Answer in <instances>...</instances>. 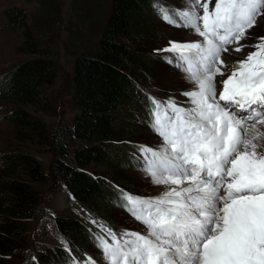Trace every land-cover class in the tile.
<instances>
[{
    "label": "trees",
    "instance_id": "16d2710c",
    "mask_svg": "<svg viewBox=\"0 0 264 264\" xmlns=\"http://www.w3.org/2000/svg\"><path fill=\"white\" fill-rule=\"evenodd\" d=\"M39 2L36 11L13 6L4 12L8 27L20 35L17 52L27 57L1 75L0 99L14 104L4 116L15 127L17 140L42 152L51 150L53 165L45 171L30 153L0 154L8 170L20 174H0V264H12L17 253L27 254L25 264H76L92 249L102 253L95 228L81 216L46 210L45 195L30 182L65 185L78 204L115 227L110 209L127 211L123 194L134 193L129 170L144 168L140 146L147 142L136 123L153 119L152 99L166 98L156 85V63L165 60L157 51L147 54L136 48L145 40L170 37L166 24L171 25L162 22L157 1L77 0L69 80L74 111L69 120L61 115L62 121L49 128L42 116L56 111L51 96L58 77L57 52L43 44L55 35L57 6L51 0ZM34 218L42 220L29 234ZM52 234L64 243L37 246ZM28 239L32 248H27Z\"/></svg>",
    "mask_w": 264,
    "mask_h": 264
},
{
    "label": "snow or ice",
    "instance_id": "6c2138e0",
    "mask_svg": "<svg viewBox=\"0 0 264 264\" xmlns=\"http://www.w3.org/2000/svg\"><path fill=\"white\" fill-rule=\"evenodd\" d=\"M154 7L166 22L203 37L165 49L178 54L193 90L182 93L187 107L152 99L150 126L162 143L140 151L144 171L162 187L147 198L123 194L146 234L117 239L109 230L113 243L98 237L97 246L105 264H264V38L231 64L226 79L218 66L225 46L241 51L245 30L264 16V0H216L211 12L207 0H189L188 10L173 13L182 23Z\"/></svg>",
    "mask_w": 264,
    "mask_h": 264
},
{
    "label": "rangeland",
    "instance_id": "374dc122",
    "mask_svg": "<svg viewBox=\"0 0 264 264\" xmlns=\"http://www.w3.org/2000/svg\"><path fill=\"white\" fill-rule=\"evenodd\" d=\"M57 6V12L55 15L56 30L55 35L51 42H46L43 45L51 51H56L57 56L55 60L57 63L58 77L55 80L52 88L51 98L54 101L56 111L53 115L45 114L42 119L45 121L49 128L54 127L57 123L63 119L69 120L73 113V106L70 103V77L73 70V62L75 55V46L73 43V34L71 30H74V23H76V2L77 0H51ZM157 6L161 5L167 10L172 9V18L177 23H182L178 16L173 15L177 10H188L189 0H156ZM201 3L206 0H200ZM209 3V11L214 10L216 0H207ZM19 6L24 8L26 11H36L40 7L39 0H0V76L11 70L19 60H23L27 55H22L16 50V46L20 43V35L17 32H13L7 25L4 12L7 8ZM200 15L203 14L202 8L199 9ZM163 23H168L164 19ZM202 25V21L200 22ZM170 24V23H169ZM171 27L166 24V29L170 35L168 38H164L163 35L154 40H145L144 44L136 43L137 50H144L147 54L157 51V54L162 55L165 62H157L156 67L159 71L158 79L156 80L158 92L164 93L166 98L161 100L159 103L165 104L170 99L175 101L178 106L187 107L188 97L182 95L186 91L193 90V84L186 79V73H184L180 67H177L178 54L165 51V49L171 48L173 42L178 44L184 43H195L203 41V37L199 36L192 28L176 27L170 24ZM165 30V29H163ZM261 32V33H260ZM264 34V16L258 17L256 23L245 30L244 36L239 40V45L243 46L240 52L235 51L237 47L236 43L225 46L227 51L222 50L220 53V59L225 63L218 65L221 72L225 73L224 79L227 78V73L231 70V64L243 60L246 56L257 51L254 45L261 43V38ZM166 52L163 56L162 52ZM235 57V58H234ZM232 58V59H231ZM231 59V60H230ZM239 59V60H238ZM172 61L171 63L169 61ZM2 76L0 77V79ZM215 80H221V76L217 74ZM222 90V85L217 84V94ZM14 104L10 101L0 99V154L1 153H30L34 155L41 163L43 170L51 169L53 165V152L50 151H39L38 147L29 144V142L18 141L15 135V127L8 120L7 115L10 106ZM120 121L124 118V114L119 117ZM151 119L144 120L143 123L137 124L139 132L144 134L145 143L143 146L157 149L162 143V138L152 129L150 126ZM258 128L264 130V126L258 125ZM150 158V153L148 154ZM143 158L144 167L145 155L141 153ZM97 174H100V170H95ZM0 174L7 178L20 177L19 172H11L8 170V166L2 160H0ZM131 177L133 192L132 196H138L141 198H147L155 195L153 192L154 184L151 181L149 173L144 171V168L134 169L133 167L129 170ZM32 186L38 189L45 195L44 207L46 210H53L55 213H63L67 215L81 216L91 227L96 229L98 237H102L109 244L113 241L108 235V231L115 233L117 239H120L121 233L124 232H137L140 234H146V226L140 221H137L128 211H124L120 208H111L110 215L114 217L115 221L110 227L105 225L99 218L95 217L94 214L88 212L80 204H78L70 194L65 195V185L56 186L54 181L48 180L44 182H30ZM42 215H47L43 213ZM3 213L0 211V222H2ZM42 218L30 219L29 222V234L34 231ZM37 246L42 247L43 245H56L63 244L64 240L59 238L58 235L52 234L47 236L44 240L38 241ZM41 244V245H39ZM27 248H32L33 245H29V239L26 242ZM92 254H87L84 259L76 262L77 264H105L104 253L99 252L98 249H92ZM27 256V254H26ZM21 253L15 254L11 260L12 264H25L29 257H26ZM10 261V260H9Z\"/></svg>",
    "mask_w": 264,
    "mask_h": 264
},
{
    "label": "bare ground",
    "instance_id": "6f19581e",
    "mask_svg": "<svg viewBox=\"0 0 264 264\" xmlns=\"http://www.w3.org/2000/svg\"><path fill=\"white\" fill-rule=\"evenodd\" d=\"M235 58V57H234ZM232 59V58H231ZM230 59V60H231ZM239 60V59H238ZM221 103H223V102H221ZM261 127V126H260ZM260 131H264L263 129H261ZM158 187H162V186H156V185H154V190H153V192H151V193H154V194H156V191H157V188ZM65 195H68V192H67V190H65Z\"/></svg>",
    "mask_w": 264,
    "mask_h": 264
},
{
    "label": "water",
    "instance_id": "95a60500",
    "mask_svg": "<svg viewBox=\"0 0 264 264\" xmlns=\"http://www.w3.org/2000/svg\"><path fill=\"white\" fill-rule=\"evenodd\" d=\"M67 190V189H66Z\"/></svg>",
    "mask_w": 264,
    "mask_h": 264
}]
</instances>
